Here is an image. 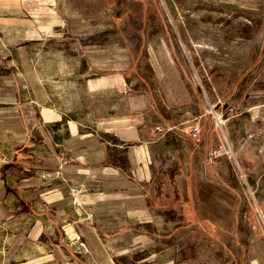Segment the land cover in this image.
<instances>
[{"label": "rangeland", "instance_id": "374dc122", "mask_svg": "<svg viewBox=\"0 0 264 264\" xmlns=\"http://www.w3.org/2000/svg\"><path fill=\"white\" fill-rule=\"evenodd\" d=\"M93 72L122 77L107 92L112 106L139 95L145 105L151 94L167 127L189 133L198 123L206 140L213 129L198 164L205 180L190 188L209 194L200 204L209 218L213 200L227 222L235 205L238 235L264 238V0H0V106L40 100L59 79L63 91L79 92ZM183 181L166 184L177 203ZM11 223H0V264H76L46 258L27 228Z\"/></svg>", "mask_w": 264, "mask_h": 264}, {"label": "crops", "instance_id": "0c3cea01", "mask_svg": "<svg viewBox=\"0 0 264 264\" xmlns=\"http://www.w3.org/2000/svg\"><path fill=\"white\" fill-rule=\"evenodd\" d=\"M116 82L93 72L77 92L59 79L40 100L0 106V223L27 228L46 258L76 264H264V238L238 235L236 206L227 222L213 200L211 219L201 208L207 191L190 188L205 180L198 164L213 129L206 140L200 126L196 141L188 128L167 127L151 94L145 105L139 95L112 106ZM177 180L181 203L166 190ZM186 228L196 235L177 234ZM202 242L217 246L188 251Z\"/></svg>", "mask_w": 264, "mask_h": 264}, {"label": "built area", "instance_id": "2783aa9c", "mask_svg": "<svg viewBox=\"0 0 264 264\" xmlns=\"http://www.w3.org/2000/svg\"><path fill=\"white\" fill-rule=\"evenodd\" d=\"M157 130H161L159 126H156ZM200 132V125L198 123H194L189 128V135L193 138H197Z\"/></svg>", "mask_w": 264, "mask_h": 264}]
</instances>
